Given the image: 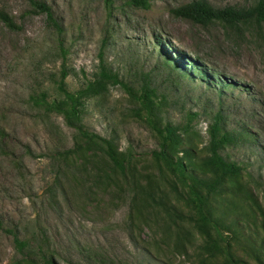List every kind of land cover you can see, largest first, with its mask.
I'll return each instance as SVG.
<instances>
[{
	"label": "rangeland",
	"instance_id": "374dc122",
	"mask_svg": "<svg viewBox=\"0 0 264 264\" xmlns=\"http://www.w3.org/2000/svg\"><path fill=\"white\" fill-rule=\"evenodd\" d=\"M37 1L53 9L64 30L67 66L74 70L67 79L71 91L96 72L107 39L104 58L113 70L136 88L149 74L168 104L156 118L145 111L138 116L140 105L119 86L87 102L83 127L124 154L130 162L125 177L106 167L108 177L97 176V164L113 163L84 149L70 160L75 168L60 170L61 186L51 193L56 161L26 157L18 170L0 159L5 220L44 236L58 264H231L217 231L209 227L203 234L192 221L194 181L183 180L153 155L165 144L166 153L183 160L190 174L211 176L199 161L208 156L209 128L220 112L226 129L246 139L223 155L245 171L226 179L220 195H207V214L220 223L235 259L264 264V25L244 24L238 37L220 22L202 27L171 14L193 0H150L149 9L115 0L111 16L104 0ZM208 1L216 8L245 9L258 0ZM0 11L18 27L0 21V126L10 133L11 148L21 156L29 145L37 156H51L85 146L63 117L29 102L43 91L58 97L53 79L63 60L46 16L30 0H0ZM223 79L231 85L223 87ZM191 111L199 117L189 132L178 131L180 142L158 132L166 124L182 126ZM24 258L12 237L0 234V264H31Z\"/></svg>",
	"mask_w": 264,
	"mask_h": 264
},
{
	"label": "trees",
	"instance_id": "16d2710c",
	"mask_svg": "<svg viewBox=\"0 0 264 264\" xmlns=\"http://www.w3.org/2000/svg\"><path fill=\"white\" fill-rule=\"evenodd\" d=\"M34 9L46 16L47 21L51 25V31L56 39V48L60 58L63 60L62 68L58 78L53 79L58 97L50 98L48 92H40L37 95L29 97V102L37 110L48 115H59L63 117L68 127L77 131L79 136L85 140L84 145H77L72 149L57 151L54 155H39L37 156L29 145H24V153L19 156L15 152L14 147L11 148L8 143L10 133L0 126V159L12 164L18 170L23 167L26 157L45 158L49 157L52 161L58 163V174L55 177L54 184L50 187L51 193L55 192V187L61 186L60 170L64 168H75L70 160L74 159L79 154L87 151H98L106 155L111 161L112 167L109 164H97V176L108 177V172L104 168L111 169L112 173H119L123 177L129 168V161L125 159L124 154L120 153L116 146L110 141L98 134L90 133L83 127L84 115L87 111V102L90 99L106 95L111 88L121 87L124 89L134 103H138L140 108L136 109L137 115L145 111L148 117L156 118L159 111L168 104L167 97L158 94L157 88L149 74H143L142 83L139 88L131 85L121 78L120 74L113 70L104 58V48L107 39L103 42V49L100 53V62L96 72L90 79H87L85 84L77 90L71 91L67 85V79L73 75L74 70L67 66L69 51L65 47L63 38L64 30L55 16L53 9L46 3L30 0ZM107 7V13L112 15V8L115 0H104ZM129 3L135 7L149 9L151 7L150 0H129ZM171 14L176 17L193 24L208 27L214 22H220L224 25L227 32L241 37L243 34V25L247 23H255L258 26L264 25V0H258L253 6L239 9L236 7L216 8L208 0H193L192 2L179 6L171 10ZM0 21L11 29H18L15 21L8 14L0 11ZM177 55V54H175ZM175 57V56H174ZM173 58V57H172ZM187 65V64H186ZM190 69V65L186 66ZM207 78V75H203ZM218 80V78H215ZM223 87L231 85V81L223 79ZM199 117L198 112H188L186 114V123L182 126H173L166 124L164 128H157L158 132L165 138L166 141L172 140L180 142L181 138L178 134L179 130L189 132L192 124ZM166 134V136H164ZM242 134L230 132L224 124V116L217 112L213 116V122L209 128V140L206 146L208 156L200 159L199 163L202 167L207 168L212 174L199 178L196 174L188 172V166H185L183 160H175L171 158L165 151L164 145L159 151H154L153 155L163 160L167 165L173 167L179 176L183 179H191L196 184V187L191 188L192 200L196 207V218L191 217L196 223L197 228L203 233H207L209 227H213L219 238L226 242V254L231 264H243L241 260L235 259L231 244L226 241L224 235L220 232V223L211 219L207 214L208 196L220 195L222 186L226 179L231 176H240L245 171L241 165L229 161L223 155V151L228 146L237 145L240 141L245 142ZM186 154H191L190 149H185ZM201 189L206 192L203 194ZM182 214H178V218H183ZM0 234L12 237L15 249L19 254L23 255L25 261L31 264H58L53 256L54 252L47 246L46 238H38V235L31 232L28 228H23L14 223H8L4 216L0 214ZM41 235H44L41 231ZM21 264L15 262L14 264ZM23 264V263H22ZM70 264H74L71 262ZM80 264V263H75Z\"/></svg>",
	"mask_w": 264,
	"mask_h": 264
}]
</instances>
